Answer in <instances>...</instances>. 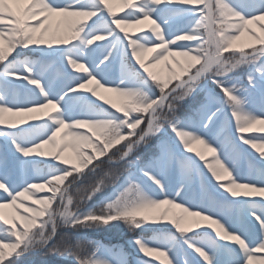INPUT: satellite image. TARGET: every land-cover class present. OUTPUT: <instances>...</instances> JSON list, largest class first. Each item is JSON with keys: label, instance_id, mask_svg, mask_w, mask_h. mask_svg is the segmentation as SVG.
<instances>
[{"label": "snow or ice", "instance_id": "snow-or-ice-1", "mask_svg": "<svg viewBox=\"0 0 264 264\" xmlns=\"http://www.w3.org/2000/svg\"><path fill=\"white\" fill-rule=\"evenodd\" d=\"M52 16L74 18L71 35L56 41L60 47L45 39ZM184 17L190 19L173 31ZM143 21L151 22L150 34L124 32ZM261 22L264 0H138L119 17L109 0H0V264H18L37 250L70 264H149L140 254L163 257L162 264H251L264 251V200L236 197H264V136L238 137L261 153L256 157L237 143L232 121L239 133L264 126V91L257 106L238 75L248 88L264 82V39L251 52L223 53L245 32L256 39L249 25L264 35ZM153 51V62L180 55L199 67L165 91L168 81L142 59ZM102 87L127 98L117 109L122 115L96 102ZM47 108L55 114L40 122L17 126L5 119ZM79 129L92 130L95 139ZM46 145L59 163L36 158ZM193 145L216 157L204 164L210 176L184 154ZM68 147L75 164L61 157ZM21 197L37 207H24L27 216L17 208L18 226L2 210ZM165 205L182 214L170 222L179 235L161 223L168 209L160 220L149 216ZM189 217L207 221L214 233L185 235ZM114 224L133 234L128 247L87 235Z\"/></svg>", "mask_w": 264, "mask_h": 264}, {"label": "rangeland", "instance_id": "rangeland-1", "mask_svg": "<svg viewBox=\"0 0 264 264\" xmlns=\"http://www.w3.org/2000/svg\"><path fill=\"white\" fill-rule=\"evenodd\" d=\"M134 2L135 1H132V0H127L126 2L125 1H121V4L116 6L113 9V14L115 15V12L118 11L120 16L124 15L127 11L132 10L131 6L133 5ZM182 19L175 20L171 24V29L173 30L175 28V25L178 22H180ZM82 22L83 23H90V20L82 21ZM261 23H264V22H261ZM220 24H221V22L217 21V26H219ZM248 28H249V31L255 35L256 39H254L253 36L249 34V32H245L252 39V41L247 43V44H243V45H239L237 43H234L232 45L231 49L229 50V52L223 53L224 56H230V55L233 54L234 51H235L236 55L238 56L240 54V50H242L244 53H248V52H251L254 49H258V48L261 47V44H260L259 41H260V39H264V35H262V33L260 31V27L258 25H250V27H248ZM140 30L138 29V31H140ZM117 31H119V29H117ZM134 31H137L136 27L128 28V30L125 29V27H124V32L127 33L131 37H133V35H131V33H133ZM68 33L71 35L69 29H68ZM123 34L124 33H121V35H123ZM52 41H53V47H60L61 46L60 44L56 43L57 40H52ZM186 43H191V42L187 41ZM3 46L5 47V49H7V37L5 39V42H4ZM41 46H46V45H41ZM12 54H14V53H12ZM153 54L154 53H152V55ZM152 55L148 56L145 53L142 57L145 56V59L147 58V60L152 61L151 60ZM33 59H35V57H33ZM164 61L165 60L160 61V65H158V66H159V69H161V68L166 69L165 71H166L167 75L165 73H164V75L161 74L159 72L160 70L157 73H155V74L158 76V78L161 81H168V88H166L165 91H168V89L173 87L178 82L176 77H179L180 80L187 79V76L192 74L195 71V69L197 67H199V64H197L193 60L192 61L191 60L190 61L187 60L186 61L187 63H184V64H181V63L176 61L175 62L176 63V67H178V68H175V69L171 70V68H169V66H167V64ZM133 62H134V59H133ZM149 69L151 70V68H149ZM76 74L82 75L81 73H76ZM238 75L240 77L239 78V84L243 88L248 90V94H249L250 99L256 100L257 101V106H258V100H259L260 94H261L262 91H264V82H261V81L257 80V85H256L255 88H248V85H247V82H246V78L243 76V74L241 73V74H238ZM209 87H214V86L209 85ZM81 91L84 92V90H81ZM85 94H89L90 95V93H85ZM157 95H159L158 91H157ZM96 102L99 103L100 105L104 106V107H108L111 111L116 112V114H118V115H122L123 113H122V111L117 112V109H123L128 104V100H127L126 97H124L118 104H115L113 102L112 103L107 102L108 104H105V103H101L100 101H97V100H96ZM133 114H135V113H133ZM40 115H42V116H40ZM144 115L146 116L147 113H145ZM42 120H46V116H43V112H39V116L34 117L32 120L28 119L27 120L28 122H26V121H24V122L11 121V122L16 123L17 126H24L25 123L40 122ZM232 122H234V119H233ZM143 126H144V123L142 122V124L140 126H138V128L136 130H133V131H138L139 127H143ZM262 127H264V126L256 125L254 128H252V129H250L248 131V133H247L248 136H246L245 138H247L249 136H257V137L264 136V131H260L259 130ZM68 131H70V130H68ZM78 131L87 132L89 135H92L93 138L95 139V134H94L93 131H89L88 129H79ZM127 131L128 130L125 129V132H127ZM232 135H233V137L237 138V143H239L241 145V147L245 148L247 151H249L250 153L254 154L256 157H260V155H261L260 152H257L255 149L250 148V146H245V145L242 144V142L238 139V137L241 136V134L239 132H237L235 127L234 128L232 127ZM64 142L65 143H69L68 141H64ZM257 142H260V141H257ZM123 143H125V141H121V143L119 145H116L115 147H120V146H122ZM200 146H202V145H196L197 149L200 148ZM115 147L110 149L109 151L110 152L111 151H115ZM40 151H41V153L43 155H41L39 157H36L37 159L51 161L53 163H59V161H56L54 159L55 150H53V152H51V151L48 152V150L46 148H43ZM184 154L192 156L197 161V163H199L201 165L202 170H204L202 162L199 161L197 159V157H196L195 150L191 151V152L184 151ZM62 155H63V152L61 153L62 159L70 160V161H72L73 164H75V154H74V152L70 156L69 155H66V156L63 155L62 156ZM94 163H95V161H94ZM60 166L61 167H65V166H69V165L61 164ZM89 167H91V165H89ZM82 171H87V169H83ZM106 191L110 192L111 189H106ZM47 194H50V193H48V192H39V193H37V197H42V196L47 195ZM72 195L75 197V192H73ZM260 199L264 200V198L263 199L260 198ZM260 199H258V200H260ZM95 202L99 203L98 200L95 201ZM21 203H22L23 206H20ZM28 205H32L33 207H37V205L33 204L32 199H27V198L21 197L18 200L17 206L6 207V210H7L8 213L5 211L4 214H5L6 218H8L9 220L16 219V217L18 215V212H17V208H18V211L20 213H24V215L27 216L28 213L24 212V207H27ZM165 209H168V214L167 215L169 217L168 218L164 217L163 220H161V223L166 224L168 227H171L173 232H175L177 235H179L180 233L176 232L174 226L170 222L174 218H176V217H178V216H180L182 214H177L176 209L170 208L167 205L163 206V210H165ZM73 210H75V209L73 208ZM160 213H162V211L160 209L154 210L152 213H149V216H150V218L160 220ZM197 222H198V220H195V221L193 220L192 222L190 221V223L187 224L184 221L182 226L185 227V228L190 229V231L185 232L184 234L185 235H191L192 232H194V231L202 230L201 226L199 228L196 227V223ZM0 223H2V222H0ZM16 223H17L18 226L20 225V221L18 219H16ZM201 225H203V224H201ZM64 230L65 229H64L63 225L61 224V226L58 229V231L63 232ZM87 235L89 236V238L95 239V240H99V241L101 239H104V238H109L107 240L112 241L113 244H122L125 247H128V241L130 239H132V236H133V234L127 232V230L124 228V226L122 224L110 225L108 228L98 229L95 232L87 233ZM152 235H153L152 233L147 234L146 239H152ZM140 258L144 259V260H147L149 262V264H162V260L164 259L163 257L159 258V259H154L151 256L145 257V256H143V254H140ZM18 264H70V262L63 260L59 256L47 255L45 252L37 250L35 252L29 253L26 257H21V259L18 262Z\"/></svg>", "mask_w": 264, "mask_h": 264}, {"label": "bare ground", "instance_id": "bare-ground-1", "mask_svg": "<svg viewBox=\"0 0 264 264\" xmlns=\"http://www.w3.org/2000/svg\"><path fill=\"white\" fill-rule=\"evenodd\" d=\"M121 1H125L126 2L127 0H109V4L112 7V9H114L116 6L121 4ZM132 1H135L133 3V5L138 2V0H132ZM183 6H185V7H196L194 5H183ZM115 16H117V17L120 16L118 11L115 12ZM184 18L185 19L183 21L178 22L175 25V28L173 29V31H175L176 29H180V28L184 27L186 21L188 19H190V17H184ZM72 19H74V18H65V17H61V16L49 17L47 23L45 24V28L47 29V32L45 34V38L46 39H51V40H60V39H64V38L70 36V34L68 33V29H69V25H70ZM134 27H136L137 31H134L133 33H131V35H133V37L136 36V35H142V34H145V33H149V30L151 29L152 25H151L150 21H143L142 23H138V24H128V25L125 26V29L128 30V28H134ZM248 27H250V25ZM138 29L139 30L141 29V30L138 31ZM41 31H44V29H42ZM251 41H252V39L247 35V33H244V34L240 35V38L235 43H237L239 45H243V44H247V43H249ZM186 42L187 41H179V43H186ZM61 46H63V45H61ZM152 53H154V54L152 55ZM146 55L154 56L155 52L154 51L153 52H147ZM142 59L144 60L145 65L148 68H151L152 72L157 73L160 70L159 72L161 74L164 75V73H165L167 75V73L165 71L166 69H164V68L159 69L158 65H160V62L149 61V60H147V58L145 59V56L142 57ZM164 60H165L164 62L167 64V66H169V68H171V70H173L175 68H178V67H176V63H175L176 61L181 63V64H184V63H187L186 62L187 60L190 61L191 59H189V57H186V56L170 55V56H167L166 59H164ZM81 74H84V73H81ZM93 87H95L94 84L89 85V88H93ZM96 92H97V96L94 97V99H96L97 101H100L101 103H105V104H108L107 102H110V103L113 102L115 104H118L124 98L123 96H120V95H118L116 93L105 91L103 89V87L96 89ZM39 112H43V116H46V119H48L49 116L55 114V110L54 109L47 108V109H40V110L32 112V113H26V114H23V115L11 116L9 114H5V119H6V121H14V122H16V121H19V122L26 121V122H28L27 121L28 119L32 120L34 117L39 116ZM40 116H42V115H40ZM232 127L233 128L235 127V120H234V122H232ZM65 131H68V129L62 130L60 135H63ZM89 131H92V130H89ZM247 133L248 132L240 133V134H241V136L246 137V136H248ZM57 139H59V136L57 137ZM65 141L70 142V140L68 138H65ZM245 146H247V145H245ZM44 148H46L48 150V152H50V151L53 152V149H52V147L50 145H46ZM192 149H193L192 151L195 150V153H197L198 151L203 153V156H204L203 160H201L200 157L197 156V155H196V157H197V159L199 161L202 162V165H203L205 173L210 176V173H207V169H206V167H204V164H205V161L214 163L216 157H214L212 153L207 152L206 148L204 146H200V148L197 149L196 145H193ZM184 151H186V150H184ZM72 153H73V151H72V149L70 147L65 148V150L63 151V155L64 156H66V155L70 156V155H72ZM221 182L222 183H226V181H221ZM238 191L244 192L246 190L240 189ZM260 198L263 199L264 197L260 196L259 194H255V193H250L247 196L236 197V199H256V200H258ZM174 209H176V208H174ZM3 210H2L3 212H5V211L7 212L6 208H4ZM160 210L162 212L164 211L163 210V206H162V208ZM176 211H177V214H181L179 209H176ZM168 217H169L168 215L165 216V218H168ZM193 220L194 221L198 220V218H191V217L186 218L185 219V223L188 224V223H190V221L192 222ZM197 223H199V225L202 227V230L204 229V230L211 231V232L214 233V231H215L214 228L213 227H209L207 225V221L198 220ZM201 224H203V225H201ZM221 242L222 243H226V244H230V245L234 244L233 241H227V240L221 241ZM236 247H238V245H236ZM245 264H248V262L246 261ZM251 264H264V251L256 253L253 256V258H252Z\"/></svg>", "mask_w": 264, "mask_h": 264}]
</instances>
